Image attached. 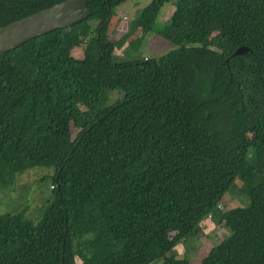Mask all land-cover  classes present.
I'll return each mask as SVG.
<instances>
[{"label":"trees","instance_id":"trees-1","mask_svg":"<svg viewBox=\"0 0 264 264\" xmlns=\"http://www.w3.org/2000/svg\"><path fill=\"white\" fill-rule=\"evenodd\" d=\"M60 1L0 0V27ZM123 1L85 0L80 21L0 52V187L52 168L35 223L0 214V264H189L172 249L204 219L229 234L198 264H264V0H175L153 30L173 47L121 61L106 31Z\"/></svg>","mask_w":264,"mask_h":264},{"label":"rangeland","instance_id":"rangeland-1","mask_svg":"<svg viewBox=\"0 0 264 264\" xmlns=\"http://www.w3.org/2000/svg\"><path fill=\"white\" fill-rule=\"evenodd\" d=\"M149 1L124 0L115 6L112 16L114 23L108 25L106 33L112 42L118 43L113 50V56L117 60L157 57L173 47L169 41L159 37L153 30L167 23L175 0H168L161 6L152 30L141 34L138 29H135L124 40L118 42L142 7ZM80 54L81 51L78 48L71 51L74 57ZM114 95L110 96L111 100ZM51 173L50 167L35 166L16 174L11 185L0 187V214L22 212L24 217L35 223L40 218L46 201L52 197V191L49 188ZM223 199L224 208L244 203H242V190L239 186H236L232 193H225ZM228 234L227 226L218 224L215 219H204L198 237L187 243L176 244L172 251L177 257L187 256L189 264H198L207 250Z\"/></svg>","mask_w":264,"mask_h":264},{"label":"water","instance_id":"water-1","mask_svg":"<svg viewBox=\"0 0 264 264\" xmlns=\"http://www.w3.org/2000/svg\"><path fill=\"white\" fill-rule=\"evenodd\" d=\"M85 0H62L28 16L0 27V52L10 50L27 39L68 27L87 16ZM244 47H237L234 54H241Z\"/></svg>","mask_w":264,"mask_h":264}]
</instances>
